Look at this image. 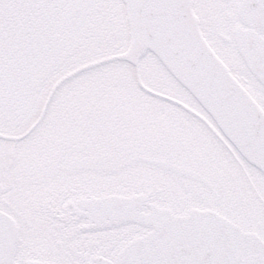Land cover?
<instances>
[{"label": "snow or ice", "instance_id": "1", "mask_svg": "<svg viewBox=\"0 0 264 264\" xmlns=\"http://www.w3.org/2000/svg\"><path fill=\"white\" fill-rule=\"evenodd\" d=\"M0 264H264V0H0Z\"/></svg>", "mask_w": 264, "mask_h": 264}]
</instances>
